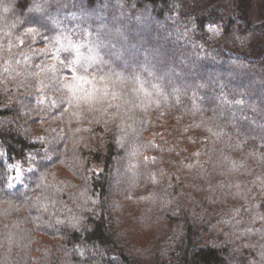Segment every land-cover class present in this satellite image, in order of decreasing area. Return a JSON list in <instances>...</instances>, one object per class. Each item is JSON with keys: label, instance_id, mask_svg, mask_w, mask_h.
Masks as SVG:
<instances>
[{"label": "trees", "instance_id": "trees-1", "mask_svg": "<svg viewBox=\"0 0 264 264\" xmlns=\"http://www.w3.org/2000/svg\"><path fill=\"white\" fill-rule=\"evenodd\" d=\"M259 5L0 0V264H264Z\"/></svg>", "mask_w": 264, "mask_h": 264}, {"label": "rangeland", "instance_id": "rangeland-1", "mask_svg": "<svg viewBox=\"0 0 264 264\" xmlns=\"http://www.w3.org/2000/svg\"><path fill=\"white\" fill-rule=\"evenodd\" d=\"M260 1L261 0H251V7H250V10L249 11H251L250 12V15H252V17L254 18V19H258V17L260 16L259 15V11H260V9H259V7H260V5H259V3H260ZM262 1H264V0H262ZM142 19L144 18V17H141ZM145 19V18H144ZM145 21H141V22H138V24H139V27L141 28V27H143V23H144ZM159 28H161V26L160 25H157ZM146 28V27H145ZM98 31H100V32H102V31H107L108 30V28H106L105 27V24L104 25H101L98 29H97ZM118 33H119V29H118V27L116 28V33H115V36H116V38L118 39V41L119 42H121V38H120V36H118ZM158 60H156V58H153L152 59V62L153 63H155V62H157ZM175 63H177V64H179V65H181L182 63H181V61H176Z\"/></svg>", "mask_w": 264, "mask_h": 264}, {"label": "snow or ice", "instance_id": "snow-or-ice-1", "mask_svg": "<svg viewBox=\"0 0 264 264\" xmlns=\"http://www.w3.org/2000/svg\"><path fill=\"white\" fill-rule=\"evenodd\" d=\"M34 10L35 11H41V9L39 7H36ZM81 67H83V65H81Z\"/></svg>", "mask_w": 264, "mask_h": 264}]
</instances>
